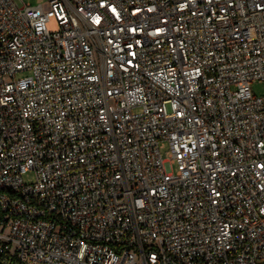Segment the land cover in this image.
<instances>
[{"label":"built area","instance_id":"obj_1","mask_svg":"<svg viewBox=\"0 0 264 264\" xmlns=\"http://www.w3.org/2000/svg\"><path fill=\"white\" fill-rule=\"evenodd\" d=\"M255 81L264 0H0V253L264 264Z\"/></svg>","mask_w":264,"mask_h":264},{"label":"rangeland","instance_id":"obj_2","mask_svg":"<svg viewBox=\"0 0 264 264\" xmlns=\"http://www.w3.org/2000/svg\"><path fill=\"white\" fill-rule=\"evenodd\" d=\"M26 3H30L34 6L39 4V0H24ZM48 30L51 33L58 32L60 30L58 23L55 19H51V21L47 25ZM252 92L254 96L261 97L264 96V84L260 81H255L251 84ZM32 179V176H27L26 180ZM9 264H15L14 262H10Z\"/></svg>","mask_w":264,"mask_h":264},{"label":"trees","instance_id":"obj_3","mask_svg":"<svg viewBox=\"0 0 264 264\" xmlns=\"http://www.w3.org/2000/svg\"><path fill=\"white\" fill-rule=\"evenodd\" d=\"M10 262H15V260H11L5 254L0 253V264H9Z\"/></svg>","mask_w":264,"mask_h":264}]
</instances>
